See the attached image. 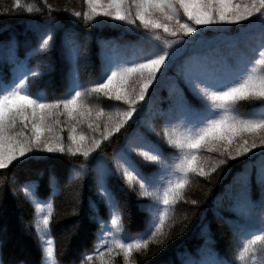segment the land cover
I'll list each match as a JSON object with an SVG mask.
<instances>
[{"label": "snow or ice", "instance_id": "obj_1", "mask_svg": "<svg viewBox=\"0 0 264 264\" xmlns=\"http://www.w3.org/2000/svg\"><path fill=\"white\" fill-rule=\"evenodd\" d=\"M84 3L89 10L83 14L79 11L71 13L76 18L74 23H79L81 15L94 27H111L116 22H122L132 26L125 31L132 32L137 40L135 43L113 45V55L104 57L103 82H96L90 88L84 87L78 76L82 48L78 34L52 15L51 6H48L49 12L43 23L33 22V19L26 22L25 32H33L34 41H26L28 47L23 58L18 54L19 41L15 35L6 42H0V62L7 60L13 66L11 80L0 74V170L7 171L30 160L51 158L46 154H63L65 151L73 156L81 154L85 162L80 164L76 175H87L89 171L94 173L97 196L111 216V230L107 221L100 218L95 202H91L93 214L90 219L100 225L98 236H112L110 242L101 240L107 252L112 254L118 250L127 262L134 251L147 249L150 240L159 242L165 235L163 225L168 208L184 199L183 190L189 184L190 174L208 177L220 170L222 175H227L230 162H239L240 167L231 182L214 200H227L229 209L237 217L220 216L235 236L243 238L236 260L240 262L246 261L247 257H255L259 245L262 257L259 264H264V136L259 144L255 139L234 144L238 133H264V0H132L131 3L127 0H84ZM20 9L30 17L34 13L43 14L42 9L32 3L23 4L21 0H14L11 9H4L0 15L20 14ZM181 10L183 17L191 23L182 20ZM137 20L140 25H136ZM232 25L236 26L235 29L231 28ZM139 26L146 32L162 29L167 35H157L156 40L163 41L160 44L137 32ZM7 29V25L0 24V31ZM61 30L64 35L60 50L67 64L63 79L69 97L45 102L40 88H51L52 82L51 79L42 85L39 82L55 71L54 60L46 54L55 46L56 33ZM209 33H215V36L210 38ZM121 48L125 51L131 49L142 62L122 59V53L118 51ZM34 56L38 58L36 67L31 65ZM126 63H131V66H119ZM173 69L175 75L168 76ZM162 77L172 81V102L168 112L161 114L165 117V127L175 123L190 130V134L175 139L169 137L167 141L186 152L177 165L182 175L174 183L168 182L161 201L140 205L152 214L144 221L143 232L150 233L148 238L126 242V238H116V234L124 230V225L114 179L123 178L138 183L142 196H152L149 189L162 181L168 172L165 165L169 154L147 134L138 131L135 135L126 133V143L110 159L93 154L113 133L135 121V117L143 111L141 102H148L152 89ZM34 85H37L36 89L30 91ZM93 93L128 106L127 110L117 113L115 120L109 117L112 123L105 124L100 138L86 136L83 132L76 134V125L85 122L93 133L100 128L99 122L94 126L93 122L86 120L92 115L86 98ZM189 93L200 102L199 106L189 99ZM242 100L260 102L258 109L252 111L248 118L237 114ZM61 115H66L69 121H76L69 131L71 144L67 148L60 135L62 129L57 131ZM100 115L102 112H96L97 117ZM29 125L30 135L25 131ZM164 134L168 136L167 131ZM202 146L208 151L219 152L223 158L218 161L202 159L197 163V152ZM137 156L143 158L144 164L137 160ZM150 164L158 167L149 168ZM54 178L50 177V181ZM220 182L217 180L216 183ZM253 186L261 194L259 200L250 195ZM23 192L26 198L30 196L36 200L39 207L37 181H25ZM3 199L0 194V212L3 211ZM160 203L164 206L163 211L159 210ZM191 203L198 202L192 200ZM48 211H52L51 204H48ZM157 213L158 222L153 219ZM200 217L197 228L203 243L195 253H189L187 264H232L211 246L215 241L210 222L206 213H200ZM184 227L186 230L188 225ZM7 233V226L0 225V264H29L22 255L5 261ZM36 235L41 248L40 264H58L53 259L50 215L43 216V230L37 228ZM99 254L104 255L103 252ZM161 264L170 262L163 261Z\"/></svg>", "mask_w": 264, "mask_h": 264}, {"label": "trees", "instance_id": "obj_2", "mask_svg": "<svg viewBox=\"0 0 264 264\" xmlns=\"http://www.w3.org/2000/svg\"><path fill=\"white\" fill-rule=\"evenodd\" d=\"M131 2L132 0H127V3ZM13 3L14 0H0V13L4 9H11ZM21 3H32L35 7L42 9L43 14L34 13L30 17L29 14L23 12V9H20V14L0 15V24L8 26L6 31H0V42H6L15 35L19 41L18 54L23 58L28 47L26 41H34V33L25 32L26 22L33 19V22L43 23L49 12L48 6H51L52 15L56 16L66 28L74 29L78 34L77 39L82 45L78 76L84 87L90 88L96 82H103L101 76L104 71V57L113 55V45L135 43L137 40L136 35L125 31V28L132 26L123 25L122 22H116L111 27H94L91 26L90 22L85 21L81 15L79 23H74L76 18L71 16V13L79 11L83 14L84 11L89 10L84 0H21ZM132 11L135 15L134 6ZM181 17L184 22H188L187 17H183L182 10ZM100 19L107 18L100 17ZM136 25H140L138 20ZM235 27V25L231 26L232 29ZM136 31L160 44L163 41L162 39L157 41V35L160 37L167 35L162 29L158 32H146L142 26H139ZM63 35L62 30L57 31L56 44L46 54L54 60L55 71L46 75L39 82L40 85L49 79L52 82L51 88H40L45 102L69 97L67 84L63 79L67 64L60 50ZM213 36L215 34L209 35L210 38ZM169 38L171 39V37ZM118 51L122 53V59L137 63L142 62L139 57L133 54L131 49L125 51L121 48ZM31 65L33 67L38 66L37 57H32ZM119 66L129 67L131 63ZM0 74L7 80L12 79L13 66L7 60L0 62ZM173 75H175L174 69L168 73V76ZM103 78L106 79V76ZM36 87L37 85H34L30 91H34ZM171 88L172 81L162 77L160 83L152 89L148 102H141L143 111L135 117V121H130L119 132L113 133L108 140L103 141L101 148L93 154L94 156L103 155L110 159L113 153L126 143V133L135 135L137 131L147 134L151 140L163 148L166 154H169L165 165L168 172L162 181L149 189L152 196H142L140 194L142 190L138 183L129 182L123 178L114 179L120 205L123 209L121 220L124 225V230L116 234V238H126V242L148 238L150 233L143 232L144 221L152 214L148 210L142 209L140 205L161 201L168 182L174 183L182 175L176 166L177 148L168 144L167 141L169 137L173 139L179 137L187 127L176 128L175 123L165 127V117L161 115L168 112L172 102L170 99ZM188 95L189 99L199 106L200 102L192 98L190 93ZM86 102L87 106L92 109L91 117L86 118V120L93 122L94 126L96 122H99L100 128L93 133L87 127V122L76 125L75 120L69 121L66 115H61L59 117L61 124L57 131L62 129L60 135L63 137L65 148L71 144L68 135L72 126L76 125L77 135L83 132L86 136L94 135L100 138L105 124L111 125L112 120L117 118V113L127 110L128 107L122 102L108 100L102 94L95 93L88 95ZM259 104L258 100H242L239 102L237 114L241 118H248L252 111L258 109ZM98 111L102 112L99 117L96 116ZM109 117H112V120H109ZM27 130L30 135V128ZM165 131L168 132V136H165ZM203 153L209 158L212 157L214 161L223 158L219 152L208 151L206 148H204ZM46 155L51 158L30 160L26 164L17 165L7 171L0 170V194L4 197L3 211L0 212V225H6L8 229L4 248L5 261L22 255L29 261V264H40L41 248L37 241V228L43 230V216L50 215L53 259H56L58 264H161L163 261H169L170 264H187L190 259L189 253H195L203 243V237L197 228L201 219L200 213H206V219L210 222L215 241L211 246L220 256L227 257L232 261V264H259L262 259L258 251L259 245H257L255 257H247L246 261L240 262L236 260L243 238L235 236L232 229L220 216L230 219L237 217L229 209L227 200H214L224 190V186L231 182L232 176L240 167L239 162H230V172L227 175H222L220 170L217 173H211L208 177H200L195 173L190 174L188 177L189 184L183 190L184 199L168 208L163 225L165 235L160 238L159 242L150 240L147 249L134 251L126 262L122 252L118 250H114L112 254L107 252L106 247L102 246L101 240L110 242L112 236H98L100 225L97 221L90 219L93 214L91 202H95L100 218L107 221L109 230H111V216L104 203L100 202L97 196V190L94 186V173L89 171L87 175H76V171L80 170V164L85 162V158L81 154L73 156L67 151L63 154ZM136 158L141 164H144L142 157L137 156ZM200 161L201 156L198 155V163ZM94 165L95 161L92 162L93 167ZM148 167L155 169L158 165L150 164ZM52 176L55 178L50 181ZM31 180L37 181L39 207L36 200L30 196L26 198L23 192L24 182ZM217 180H221V182L217 184ZM250 195L255 200H259L261 196L255 186L251 189ZM192 200H196L198 203L192 204ZM48 204L52 205L51 213L48 211ZM159 210H164L162 203L159 204ZM185 217L187 219H184ZM153 219L158 222V213ZM186 224L188 227L185 230ZM153 230H155L154 226ZM97 249L104 255L101 256Z\"/></svg>", "mask_w": 264, "mask_h": 264}, {"label": "rangeland", "instance_id": "obj_3", "mask_svg": "<svg viewBox=\"0 0 264 264\" xmlns=\"http://www.w3.org/2000/svg\"><path fill=\"white\" fill-rule=\"evenodd\" d=\"M188 23H191L190 21H188ZM211 34H215V33H209L208 35H211ZM11 80V79H10ZM175 127L176 128H179V127H183L181 125H178V124H175ZM29 128H30V133H31V127L29 125ZM17 131H19V129H17ZM26 132H28L27 129H25ZM187 134H190V130L189 128H186L180 135V136H183V135H187ZM264 136V133H248V132H241V133H238L237 134V137H236V140L234 141V144L235 143H239V144H242L245 140L251 142L253 139L256 140V142L259 144V141H260V138ZM203 150H204V147L202 146L200 148V150L197 152V163H198V155L201 156V160L202 159H207L209 161H214V159L212 157H208V156H205L204 153H203ZM186 154L185 150H181V149H178L177 148V153L175 155V160H176V166L181 163L184 155ZM178 169V168H177ZM179 170V169H178Z\"/></svg>", "mask_w": 264, "mask_h": 264}]
</instances>
